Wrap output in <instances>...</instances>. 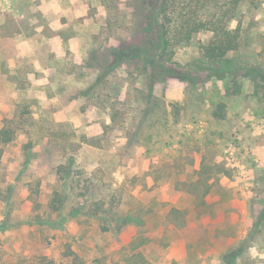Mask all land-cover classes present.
<instances>
[{
	"label": "rangeland",
	"instance_id": "obj_1",
	"mask_svg": "<svg viewBox=\"0 0 264 264\" xmlns=\"http://www.w3.org/2000/svg\"><path fill=\"white\" fill-rule=\"evenodd\" d=\"M233 8L237 50L161 61L158 0H0V264H264V0Z\"/></svg>",
	"mask_w": 264,
	"mask_h": 264
},
{
	"label": "trees",
	"instance_id": "obj_2",
	"mask_svg": "<svg viewBox=\"0 0 264 264\" xmlns=\"http://www.w3.org/2000/svg\"><path fill=\"white\" fill-rule=\"evenodd\" d=\"M216 1L188 0V5H190L189 8H186L188 10L178 11L175 10L176 7L174 6L177 0H158V13L161 16V22L158 27L162 43L158 56L161 61L170 59L174 55L177 46L189 43L196 34L204 31L212 34L209 40L201 44L202 53L208 61H219L225 58L229 52L239 48L241 21L236 26L231 27L225 20V14L227 12L230 13L240 0H231L230 6L224 5L222 7ZM194 2L197 3L196 6L193 5ZM201 4L203 8H201ZM210 8L214 9V13L209 11ZM219 10L224 12V15H217L216 12ZM206 12H208L207 15L205 14ZM152 17V15H148L147 20ZM15 134L16 131L10 126L0 128V157L3 153V145L11 143L15 138ZM209 173L210 167L203 159L200 175H198L197 179L182 182L184 188L192 191L200 199L201 203H205V197L215 185L214 181L211 182ZM62 205L63 197L56 193L51 201V206L55 211H58ZM137 256L142 258L140 254ZM142 264H145V260H143Z\"/></svg>",
	"mask_w": 264,
	"mask_h": 264
}]
</instances>
